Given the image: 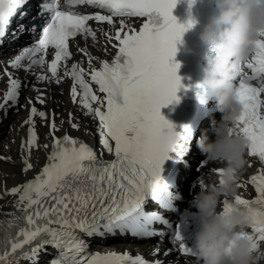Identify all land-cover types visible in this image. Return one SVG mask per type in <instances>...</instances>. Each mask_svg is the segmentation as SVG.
<instances>
[{
  "label": "snow or ice",
  "instance_id": "snow-or-ice-1",
  "mask_svg": "<svg viewBox=\"0 0 264 264\" xmlns=\"http://www.w3.org/2000/svg\"><path fill=\"white\" fill-rule=\"evenodd\" d=\"M177 3L178 0H65V9L61 10L59 0H41L40 14H47V18L41 25L29 26L27 30L35 34L32 44L23 47L9 61L15 69L24 68L25 60L29 61V70L33 66L42 67L52 50L53 58L48 63L51 76L40 75V80L55 78L59 83L63 79L59 69L62 62L71 57L70 39L83 34L95 40L89 21L106 22L115 27L114 17L145 19L138 31L120 20L114 35L118 43L113 45L118 51L111 62L102 61L98 68H91L90 73L74 63L70 71L64 72L65 77L71 76L73 80V103L79 97L86 114L98 119L100 142L108 153L114 152L115 159L99 160L89 146L68 135L57 138L58 129L53 118L50 124L53 144L48 162L34 179L10 190L11 194L19 196L16 201L19 214L9 213L6 214L9 219L0 220V264H16L21 258L34 259L45 245L60 250L50 264H150L143 257L132 258L128 253L86 254L87 244L74 230L79 229L89 237L117 232L150 237L156 234V223L173 230V243L179 242L182 254L195 257L194 249L184 240L179 223L173 228L163 216L145 211L146 202L150 200L164 209L174 210L172 201L176 194L163 181V165L170 159V152H175L181 163L190 154L191 132L186 126L178 131L176 125L161 114L162 107L179 102L177 93L181 88L187 91L190 87L182 83L178 75L180 65L174 58L177 44L182 42L183 34L194 21L189 18L186 23L177 22L172 14ZM194 3L195 0H188L189 8ZM27 4L28 0H0V44L12 21L27 15ZM78 5L93 6L109 14L86 15L74 10ZM17 28L21 32L26 30L23 24ZM106 35L109 40L113 39L111 34ZM13 38H16L15 32ZM253 45L247 61L234 65L238 81L235 92L241 111L230 134L243 135L248 141V156L258 158L262 165L259 173L248 180L255 188L256 197L252 200L238 194L234 197L237 205L248 209L251 231L240 234L248 237L252 242L251 250L257 252L264 244V33ZM81 51L87 54L86 50ZM91 60L89 56L90 67ZM6 74L9 76L8 90L0 109L9 102L16 103L21 87L18 79L7 71ZM86 76H90V81ZM92 83L103 96L93 90ZM36 99L41 104L45 102L42 94ZM29 104H32L31 99ZM37 115L47 118L45 112H38L32 106L24 122L29 125V134L22 148L27 147L29 151L38 146L33 120ZM69 117L71 121V113ZM71 126L79 127L77 123ZM110 141L114 142V147ZM24 162L25 172L33 167L27 159ZM209 162L208 158L197 160V175ZM213 173L222 175V169H209L208 174ZM198 186L207 187L203 180ZM195 187L194 181L191 192ZM237 187L243 185L238 183ZM222 203L225 211L231 209L229 201ZM33 242L34 247H26ZM170 251L172 249L164 255ZM152 264L163 262L156 260Z\"/></svg>",
  "mask_w": 264,
  "mask_h": 264
},
{
  "label": "clouds",
  "instance_id": "clouds-1",
  "mask_svg": "<svg viewBox=\"0 0 264 264\" xmlns=\"http://www.w3.org/2000/svg\"><path fill=\"white\" fill-rule=\"evenodd\" d=\"M213 2L218 14L210 17L199 33L200 41L214 53L206 56L200 86L216 100L222 117L213 129L215 139L202 135L197 146L206 158L221 165L222 175L213 185L200 187L192 194L190 203L199 218L193 249L196 264H257L252 242L240 234L249 224L248 209L234 200L240 174L247 164L248 141L243 135L230 134V129H235L241 111L234 65L247 61L253 42L264 33V0ZM193 21L190 29L199 23ZM225 200L232 204L228 211L222 203Z\"/></svg>",
  "mask_w": 264,
  "mask_h": 264
},
{
  "label": "bare ground",
  "instance_id": "bare-ground-1",
  "mask_svg": "<svg viewBox=\"0 0 264 264\" xmlns=\"http://www.w3.org/2000/svg\"><path fill=\"white\" fill-rule=\"evenodd\" d=\"M95 38L99 41L102 39L100 34H97ZM81 44L83 45L84 43L82 42ZM89 47L97 58H101L103 56L95 45L90 43ZM76 58L85 59V56L78 51ZM7 59V57H4L0 61V73L5 72L7 69ZM15 76H19V74L16 73ZM28 77L33 79L30 75ZM34 84L35 81H33L25 90V96L22 100V105L18 107V111L15 112V108L7 109L9 114L8 116L3 117L0 123V209L10 203L18 195L11 194L10 190L13 187L25 184L29 179H31L47 160L52 150L51 144L49 143L51 135L49 133L48 126L43 125V118L38 115L33 117L36 122L38 146L33 147L30 151L27 147L22 148V144H27L29 134L27 124L24 123L28 117V111L25 105L29 104L28 97L31 94L34 95L38 91L33 89ZM68 84L69 81L61 80L60 86H48L47 90H43L47 94V99L42 108H45L46 112L53 109L55 113L59 114L56 118V126L58 129L56 132L67 130L73 134L80 135L87 139L96 153L108 154L107 150L103 148L100 142L101 136L99 125L95 122L91 115L86 114V109L78 103L73 104L70 101V98H68L66 94ZM7 88L8 79L6 77H0V98L2 93L6 91ZM62 89H64V92L60 93ZM69 113L72 114L71 121ZM72 123H77L79 127L77 129H72ZM45 144L48 145L47 148L44 147ZM25 159L33 165V167L26 172L24 171L26 167L24 162ZM107 243H109L107 246H111L114 249L123 250L126 248L130 252H147L152 247V245L147 242L132 244L124 239ZM99 246L100 245H96V247ZM161 249H163V246ZM164 257L165 264H174V261L177 258V256L173 253L171 254V259L167 256Z\"/></svg>",
  "mask_w": 264,
  "mask_h": 264
}]
</instances>
